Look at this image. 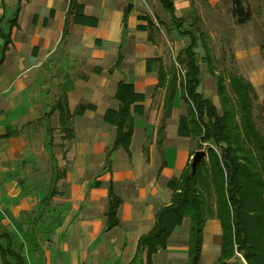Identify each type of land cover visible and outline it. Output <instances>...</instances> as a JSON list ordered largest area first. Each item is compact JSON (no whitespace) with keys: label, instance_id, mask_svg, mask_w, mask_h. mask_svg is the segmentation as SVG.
I'll use <instances>...</instances> for the list:
<instances>
[{"label":"crops","instance_id":"crops-1","mask_svg":"<svg viewBox=\"0 0 264 264\" xmlns=\"http://www.w3.org/2000/svg\"><path fill=\"white\" fill-rule=\"evenodd\" d=\"M173 1L178 15L189 17L195 12L200 17L207 40L238 29L241 43L233 46L235 62L255 87L264 81V57L259 42L260 33H264V0H245L253 15L244 24L236 23L232 0ZM78 2L83 16L75 19L73 13L65 34L70 0H0V217L5 230L13 235L18 229L27 231L29 238L32 232L38 238V252L35 249L39 247L31 239L27 246L20 242L25 249H34L29 251L31 264H52L55 243L63 242L68 234L77 244L72 248L59 244L62 252L58 258L68 256L70 262H77L78 257L85 255L79 242L86 239L92 241L93 255H118L126 257L124 264H129L137 252L140 236L153 228L158 209L170 202L173 189L168 182L181 175L195 153L177 133L185 109L177 90L167 120L166 165L162 167L157 133L165 89H159L162 95L158 97V62L151 67L148 62L161 57L167 66L163 45L156 40V34L176 32L177 41L183 42L176 53L188 44V39L164 25L170 24L171 15L162 9L160 0ZM130 3L132 7L127 11ZM148 19L156 25L152 40L146 27ZM121 48V67L110 72ZM123 79L134 85L143 100L132 105L134 133L130 153L122 147L113 151L110 172L107 151L113 146L117 127L113 115L105 114L107 110H118L119 101L114 95ZM51 85L68 98L74 134L66 159L48 171L47 159L55 162L59 156L52 152L54 139L48 133L52 118L56 116L62 127L57 102L51 104L47 99L54 96L45 91ZM201 85L202 81V92ZM104 130L109 131L108 138ZM43 131L50 136L42 137ZM65 136V132L61 134L59 143L68 141ZM78 146H83L86 167L74 152ZM95 160L99 162L98 168ZM111 179L122 203L118 209L119 223L107 229ZM216 209L217 206L209 212L204 226L198 264H214L221 255L223 226ZM190 224V217L185 216L170 234L166 248L153 254L151 264H186ZM48 238L54 243L42 242ZM138 262L147 264L146 251L140 254Z\"/></svg>","mask_w":264,"mask_h":264},{"label":"trees","instance_id":"trees-1","mask_svg":"<svg viewBox=\"0 0 264 264\" xmlns=\"http://www.w3.org/2000/svg\"><path fill=\"white\" fill-rule=\"evenodd\" d=\"M160 1L162 9L171 15L170 24L164 25L175 29L180 36L188 39V44L175 54L169 66L164 64L161 57L148 61L149 67L153 62H158L155 91L165 89L163 115L157 133L162 167L166 165L167 120L171 117L177 90H180L185 105V114L181 116L178 127L179 134L193 135L197 139L199 149L204 143L210 144V167L203 157L193 172L190 160L181 175L169 181L173 189L170 202L158 209L153 228L140 236L137 252L129 264H141L138 259L144 251L147 252V264H151L153 254L161 248H166L170 234L182 223L185 216L191 220L186 264H198L203 247L204 226L209 212L213 210L210 202L212 187L218 203L216 215L221 218L223 226L221 255L214 264H228L237 252L243 254L248 264H264V178L257 172L253 152L244 142L245 139H253L264 153V137L258 130L253 116V98L257 94L255 86L242 74L229 76V84L236 93L240 113L238 125L227 94V79L213 67L211 49L207 34L201 29L200 17L195 12L189 17L180 16L173 0ZM232 3V14L237 24L251 20L253 13L245 4V0H232ZM73 13L75 19L83 16L78 0H70L65 18V34ZM127 15L125 13L123 18L125 28ZM146 27L152 40L156 31L154 21L148 19ZM123 59L124 51L121 48L115 64L109 71L120 68ZM203 60L208 62V67L215 77L216 89L224 104L222 113L215 102L199 90ZM114 97L119 101L118 110H107L105 114L107 117L110 113L113 115L112 121L117 127L113 146L107 151V167L110 172L113 151L122 147L130 153L134 133L132 105L143 100V95L135 91L134 85L124 79L118 82ZM138 106L136 104L135 108ZM56 107L60 109L62 130L71 138L74 134L70 126L73 113L70 111L67 96L64 95ZM108 198L107 229H111L119 223L118 209L122 203V199L115 192L112 179L108 185ZM0 257L2 264H28L24 244L17 241L8 230L0 231Z\"/></svg>","mask_w":264,"mask_h":264},{"label":"rangeland","instance_id":"rangeland-1","mask_svg":"<svg viewBox=\"0 0 264 264\" xmlns=\"http://www.w3.org/2000/svg\"><path fill=\"white\" fill-rule=\"evenodd\" d=\"M244 33H245V31H244ZM178 37L179 36L176 32L171 34V32L167 33L166 31H164L163 34L160 33V34H156V36H155V38L159 42V44L163 45V53H164V58L166 60L167 66H169V64H171L173 62L176 51L183 44V42L181 40L179 42L177 41ZM221 37H223V38H221ZM259 42L262 46V52H263V57H264V33H262V32L260 33ZM208 43L211 46L210 47L211 57H212V63H213V67H214L215 71L217 73L225 75V77L227 79V85H228L227 86V94L229 95L230 105L234 108L235 122H236V124L240 125V113H239V109H238V103L236 100V93L234 92L232 85L229 84V76L231 74H242L241 68L238 67V65L235 62L234 47H233L234 45H239V43H241V34L238 32V29H237L236 32H230L229 34H227L225 36H220V35H215L214 37L210 36V37H208ZM200 51H201V54H203V51L202 50H200ZM201 65H202V85H201L202 86V88H201L202 93L205 96L211 98L215 102V104L217 105L219 112L222 113L223 109H224V104H223V101L221 100V96L217 92L216 80L213 79L214 76L212 75V73H211L209 67L207 66L205 60H203L201 62ZM43 84L46 86L48 84V81L45 80L43 82ZM53 88H54L53 85H51L50 87H46L45 88L46 90L44 89L46 91V94L54 95V96L47 97V99L49 100V102H51V104L58 102L60 99L63 98V94H61L60 90H58L57 88H55V89H53ZM255 89H256L257 94L253 98V116H254V120H255V123L257 125L258 130L261 132V134L264 137V81H260V84L257 87H255ZM157 95H158V97H161L162 91L159 90ZM184 114H185V109H184V112L181 114V116ZM181 116H180V118H181ZM180 118H179V124H180ZM49 128H50V130L48 131V133L51 134L53 139H54L52 146H51L52 152L58 153L59 156H58V159L56 158L55 162L51 158L47 159V164L50 166L48 168V171H49V169L51 170L52 168H54L53 165L57 166V164L60 160H65L66 159V153L69 152L70 148L73 146V144L70 141L71 138H69L68 136H65V138L68 139L67 142H63L62 144L59 143V141H60L59 138H60L61 134L64 133V130H62V127L59 126L56 116L54 118H52V125ZM177 133H178V136L184 137L185 141L188 142L190 144V146L193 149H195V151L199 149L198 148L199 146L197 145V139L193 135H181V134H179L178 129H177ZM46 134L47 133L43 131L42 137H45ZM49 134H47V136ZM104 134H105L106 138H108L109 131L104 130ZM244 142H246L245 145L250 147V149L253 152L254 166L257 169V172H259L261 177L264 178V153L262 152L260 146L258 144H256V142L253 139H251L249 141H247V139H245ZM209 146H210V144L204 143L202 145V148H200L202 150H205V152H206V155L204 157L208 161V167H210V157H209L210 153L208 152ZM213 148H215V147L213 146ZM216 150H217V152H219L218 149H216ZM82 151H83V146H78L77 149L74 150V152L76 154H78L79 160L81 162H83V160H84ZM69 156H72V155L70 154ZM191 160H192V158H191ZM70 163H71V159L69 160V164ZM83 163H82V165H84L86 167L87 164L86 163L83 164ZM95 166L97 168L99 167L98 160H95ZM210 169H209V172H211ZM36 170H39V169L36 168ZM168 184H169V182H168ZM171 189H172V187H171ZM213 190H214L213 187H212V189L210 188V191H211L210 202H211L213 209H215V206H217L218 203H217V199H216V194H214ZM2 220H3V217H0V231H3L6 229V225H5V223H3ZM31 227H33V226H31ZM16 230H17V234L14 233V236L19 242H23L27 246V243H29L30 239H31V242L33 243V245L36 243V245H37L36 247L40 248V249L37 248L35 250L37 252H38V250H41V243L39 242L38 238L35 237V234L33 232L31 233L32 238H29L27 231L20 230V232H19L18 229H15V231ZM46 241L48 244L54 243V241L51 240V238L50 239L49 238L44 239V241L42 240L43 243H45ZM74 243H75V245L77 244L76 242H74L72 240V234H68L66 236V238L63 239V242L60 241L57 244L55 243V247L52 249L50 262H52V264H124V262L127 260L126 257H122V256H118V255L115 257H104V256L93 255L92 241H87L86 239H84L82 242H79L80 243L79 246L81 248H83L85 255L78 257L77 262L76 261L70 262L68 256H64V257L62 256V257L58 258V256L62 252V249H60L59 244L62 245V248L63 247L65 248V245H68L70 248H72ZM32 250H34V249H32V247H31V250L30 249L27 250V261L28 262L30 260V252L29 251L32 252ZM86 252H87V254H86ZM0 264H2L1 258H0ZM28 264H31V263L29 262ZM228 264H248V263L245 260L243 254L237 252L228 261Z\"/></svg>","mask_w":264,"mask_h":264},{"label":"water","instance_id":"water-1","mask_svg":"<svg viewBox=\"0 0 264 264\" xmlns=\"http://www.w3.org/2000/svg\"><path fill=\"white\" fill-rule=\"evenodd\" d=\"M132 7V4H128L127 7V11H129ZM206 152L205 150L202 149H198L195 151V153L192 156V161H191V167H192V171L195 172L198 163L200 162V160L205 156Z\"/></svg>","mask_w":264,"mask_h":264}]
</instances>
